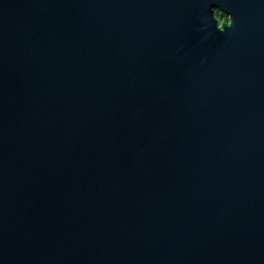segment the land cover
<instances>
[{
  "label": "water",
  "instance_id": "obj_1",
  "mask_svg": "<svg viewBox=\"0 0 264 264\" xmlns=\"http://www.w3.org/2000/svg\"><path fill=\"white\" fill-rule=\"evenodd\" d=\"M0 264H264V0H0Z\"/></svg>",
  "mask_w": 264,
  "mask_h": 264
},
{
  "label": "clouds",
  "instance_id": "obj_2",
  "mask_svg": "<svg viewBox=\"0 0 264 264\" xmlns=\"http://www.w3.org/2000/svg\"><path fill=\"white\" fill-rule=\"evenodd\" d=\"M228 14V18H229V23L228 24H226L228 27H230L231 26V18H230V14L229 13H227Z\"/></svg>",
  "mask_w": 264,
  "mask_h": 264
}]
</instances>
